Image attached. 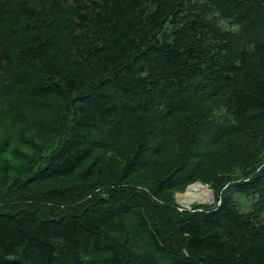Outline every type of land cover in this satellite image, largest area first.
<instances>
[{
    "label": "trees",
    "instance_id": "16d2710c",
    "mask_svg": "<svg viewBox=\"0 0 264 264\" xmlns=\"http://www.w3.org/2000/svg\"><path fill=\"white\" fill-rule=\"evenodd\" d=\"M15 153L0 264H264V0H0Z\"/></svg>",
    "mask_w": 264,
    "mask_h": 264
},
{
    "label": "rangeland",
    "instance_id": "374dc122",
    "mask_svg": "<svg viewBox=\"0 0 264 264\" xmlns=\"http://www.w3.org/2000/svg\"><path fill=\"white\" fill-rule=\"evenodd\" d=\"M4 137L6 138V135H4ZM38 138L33 136L32 132H28L27 135H26V133L24 134V141L27 140L26 142H30L32 144L37 142L36 139H38ZM12 148H13V151H15V152L22 151L24 154H26L28 152V148H22L20 145H18L16 148L15 147H12ZM7 155H4L5 156V160L1 161V163H0V180L4 176V171L2 170V167L6 166V172H9L11 170V168H10L11 166L17 165L16 164V158L20 156L19 153H15L14 155H8V156ZM2 164H3V166H2ZM9 168H10V170H8ZM200 187H204V185L202 186L200 184H193V185L188 186L183 193H176L175 194V202L178 205L179 210H181V209L190 210L191 206H195V205L211 206L213 204V202H214L213 198H212L211 202H209V203H207L206 201H202V200H199V201L194 200V201H191L189 204H184L181 201L182 197L184 198V197H187V196H190V195L199 194V192L202 193L200 191L202 189H205V191L211 193V191L208 189L207 186H205L204 188H200ZM237 202L239 204V210L241 212H246V211L250 210L249 201L247 202V201H244L241 198H237Z\"/></svg>",
    "mask_w": 264,
    "mask_h": 264
},
{
    "label": "bare ground",
    "instance_id": "6f19581e",
    "mask_svg": "<svg viewBox=\"0 0 264 264\" xmlns=\"http://www.w3.org/2000/svg\"><path fill=\"white\" fill-rule=\"evenodd\" d=\"M196 184H200V183H196ZM193 185V184H192ZM202 185V184H200ZM203 186V185H202ZM205 187V186H204ZM202 193L199 192V194H195V195H190V196H187V197H182L181 198V201L184 203V204H189L191 201H194V200H202V201H206L207 203L211 202L213 196L211 193L205 191V189H202L200 190ZM201 196V197H200ZM208 205V204H207Z\"/></svg>",
    "mask_w": 264,
    "mask_h": 264
},
{
    "label": "water",
    "instance_id": "95a60500",
    "mask_svg": "<svg viewBox=\"0 0 264 264\" xmlns=\"http://www.w3.org/2000/svg\"><path fill=\"white\" fill-rule=\"evenodd\" d=\"M198 183V182H197ZM196 184V183H195Z\"/></svg>",
    "mask_w": 264,
    "mask_h": 264
}]
</instances>
